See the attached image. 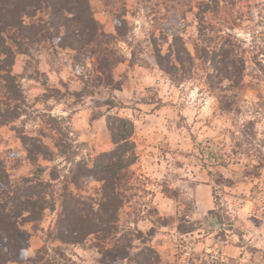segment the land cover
I'll use <instances>...</instances> for the list:
<instances>
[{
  "label": "rangeland",
  "instance_id": "1",
  "mask_svg": "<svg viewBox=\"0 0 264 264\" xmlns=\"http://www.w3.org/2000/svg\"><path fill=\"white\" fill-rule=\"evenodd\" d=\"M89 1L117 89L96 81L98 63L82 51L44 50L36 72L24 69V56L14 68L21 117L0 128V159L14 183L51 181L57 209L23 228L19 249L34 255L47 246L60 264H99L96 237L77 245L53 239L66 192L99 212L102 184L76 179L77 165L92 167L114 148L115 116L135 126L120 233L157 227L148 245L134 242V260L119 264H264V0L219 8L213 0ZM196 48L209 49L205 59ZM235 58L238 70H227ZM186 242L199 255L184 263L178 246ZM207 245L218 246V262L202 256Z\"/></svg>",
  "mask_w": 264,
  "mask_h": 264
},
{
  "label": "trees",
  "instance_id": "2",
  "mask_svg": "<svg viewBox=\"0 0 264 264\" xmlns=\"http://www.w3.org/2000/svg\"><path fill=\"white\" fill-rule=\"evenodd\" d=\"M168 1L177 3L176 0ZM229 1L230 6L236 3L235 0H213L216 8ZM184 5H191L190 0ZM117 30L121 36L119 27ZM104 38L106 34L93 16L89 0H0V128L21 117L16 105L22 96L20 77L14 74L20 56L27 58L24 69L36 72L38 57L44 50L82 51L98 63L96 81L107 88L117 89L112 76L114 64L107 59L112 52L103 47ZM196 50L202 60L209 52L208 48ZM232 53L234 51L230 50V57ZM166 61L159 53L158 62L162 69ZM237 62L236 58L230 61L227 70H238ZM232 78L238 77L230 73ZM108 128L114 148L100 154L92 167L79 163L76 173L78 180L93 179L102 184L100 213L94 210L93 202L85 205L72 192H66L55 231L57 236L53 240L77 245L96 237L99 241L96 245L100 254L99 264H119L123 260H134V242L137 240L148 245L157 227L153 226L147 234L136 229L120 233L116 214L123 209L133 189L129 168L135 153L132 142L135 126L129 118L110 116ZM6 168L7 161L1 158L0 264H11L14 258L22 264H60L57 250L52 255L50 249L43 246L31 255L19 249L18 243L26 225L37 228L47 210L57 212L50 191L52 182L44 181L40 176H28L14 183ZM54 177L51 175L52 180H56ZM75 185L78 186L77 182ZM92 212L99 215L97 223L90 216Z\"/></svg>",
  "mask_w": 264,
  "mask_h": 264
},
{
  "label": "built area",
  "instance_id": "3",
  "mask_svg": "<svg viewBox=\"0 0 264 264\" xmlns=\"http://www.w3.org/2000/svg\"><path fill=\"white\" fill-rule=\"evenodd\" d=\"M178 247L180 248V257L183 259L184 263L199 255L198 246L193 243L186 242V244H181ZM202 256L211 260L212 263L218 262L221 259V254L217 245H207L203 249Z\"/></svg>",
  "mask_w": 264,
  "mask_h": 264
},
{
  "label": "crops",
  "instance_id": "4",
  "mask_svg": "<svg viewBox=\"0 0 264 264\" xmlns=\"http://www.w3.org/2000/svg\"><path fill=\"white\" fill-rule=\"evenodd\" d=\"M213 208H212V206L211 207H208V210H212Z\"/></svg>",
  "mask_w": 264,
  "mask_h": 264
}]
</instances>
